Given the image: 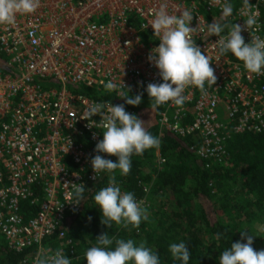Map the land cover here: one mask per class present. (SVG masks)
I'll use <instances>...</instances> for the list:
<instances>
[{
	"label": "built area",
	"instance_id": "2783aa9c",
	"mask_svg": "<svg viewBox=\"0 0 264 264\" xmlns=\"http://www.w3.org/2000/svg\"><path fill=\"white\" fill-rule=\"evenodd\" d=\"M224 2L40 0L34 13L18 14L14 25H0V235L14 250L36 247L19 264H35L38 256L57 250L70 260L79 256L77 240L63 225L80 210V203H70L71 184L96 180L101 173L93 172L92 158L108 157L95 151L103 138L100 117H81L89 104L110 101L74 93L71 87L125 99L119 93L127 95L129 86V96L143 97L149 83L158 84V69L148 56L160 38L151 25L144 27L154 10L191 11L189 26L197 28L193 39L212 57L217 76L213 87L205 85L206 94L186 88L182 107L171 102L159 106L153 119L158 135L184 139L203 167L212 170L227 165L233 136L264 131V76L246 72L242 62L227 54L216 61L213 43L218 37L207 33V17L221 13ZM249 2L258 16L257 24L241 33L245 43L264 39V0ZM243 8L244 0L227 23L243 25ZM42 80L50 86L41 85ZM108 82L116 85L115 91L105 89ZM163 162L158 156L156 168Z\"/></svg>",
	"mask_w": 264,
	"mask_h": 264
},
{
	"label": "clouds",
	"instance_id": "9594fccd",
	"mask_svg": "<svg viewBox=\"0 0 264 264\" xmlns=\"http://www.w3.org/2000/svg\"><path fill=\"white\" fill-rule=\"evenodd\" d=\"M220 3V0H215ZM40 5V0H0V25H14L16 16L34 13ZM249 0H244L242 14L247 16L243 25L229 24L228 18L233 13V5L227 0L222 4L220 20H213L207 25L208 36H216L218 40L213 43V50L217 51L216 61L227 53H231L238 61L242 62L246 72L257 76H264V39L259 37L245 43L242 31L252 29L257 24L258 11H253ZM153 19L149 24L153 35L160 38L159 44L148 56L150 62L158 69L162 83H149L146 91L151 101V110L171 102L177 108L182 107L186 97L185 89L197 88L206 94V87L211 88L217 82L215 70L211 67L212 57L202 53L195 43L193 34L197 28L190 27L193 15L185 9L179 15L169 14L166 8L160 7L153 11ZM227 29V34H222ZM103 83V82H102ZM122 85V82H121ZM108 91H115L116 85L108 82L104 85ZM124 88V86L122 85ZM125 89V88H124ZM119 93L120 98H125V103L138 106L142 94L134 97ZM99 116L100 127L103 129L102 139L95 145V151L108 156L117 157L116 162L96 155L91 160L93 172L110 173L108 186L101 188L94 195V201L101 213V223L107 228L113 224L125 229L138 228L142 220L148 219L147 210L137 202L132 192H122L115 178L119 170L121 175H128L131 171L133 155H143L145 150L159 148L160 140L152 135L135 114L125 110L124 104L113 105L110 102H93L89 104L81 117L83 120L93 121V116ZM90 127V126H89ZM259 131V129H257ZM69 147V146H68ZM68 151V148L66 152ZM73 193L70 194V203L79 204L84 200L85 186L71 184ZM91 219V217H89ZM217 238L220 233H217ZM245 243L239 241L232 243L219 256V264H264V250L256 251L252 247L253 235L246 231L241 232ZM97 246L86 250V264H160L159 256L145 242L137 246L132 239L111 238L108 233H103L97 238ZM115 243V248L111 246ZM171 257L182 264H188L190 251L184 242L172 243L169 246ZM35 264H71L62 250H57L51 255H41Z\"/></svg>",
	"mask_w": 264,
	"mask_h": 264
},
{
	"label": "trees",
	"instance_id": "16d2710c",
	"mask_svg": "<svg viewBox=\"0 0 264 264\" xmlns=\"http://www.w3.org/2000/svg\"><path fill=\"white\" fill-rule=\"evenodd\" d=\"M241 1L228 2L234 9ZM220 17L221 13L211 14L207 17V22L211 24L216 20L223 23ZM227 56L233 61H238L231 53H227ZM40 84L50 86L45 80L40 81ZM71 90L87 97L126 104L125 99H115L87 88L71 87ZM128 106L146 126L148 125L147 130L159 138L160 146L145 150L143 155H133L128 175H121L117 170L115 178L118 186L122 192L134 193L137 200L145 194L143 184L153 179L154 190H160L171 197L164 222L168 229L179 227L184 231L181 242L188 246L191 254L188 264H219V256L223 250L230 248L231 244L237 241L246 242V239H242V231L238 229L237 224L232 219L223 220L221 214L244 211L246 207H252V213L264 211V131L256 134L243 132L233 136L227 144V165L209 170L205 169L202 160L189 150L184 139L168 133L158 135V127L153 121L158 108L151 110L148 94L141 97L138 106ZM155 152L164 158L162 166H154L151 173L142 172V165ZM107 159L116 162L117 157L108 156ZM111 176L110 173H101L96 180L87 182L84 185L85 198L80 202V210L63 224L77 240L79 256L71 259V264H86V250L97 246L96 238L103 233H108L113 240L132 239L137 246L144 241L147 247L158 254L160 264H182L171 257L168 240L164 234L146 227L144 220L138 228L129 226L128 229L115 224L109 229L101 223L102 217L95 204L94 195L101 188L108 186ZM240 191L242 194L239 199L236 194ZM217 233L221 234L219 238ZM260 240L257 236L253 237L252 247L256 251H259L256 245ZM109 247L114 249L115 243ZM35 248L30 245L21 250H14L0 235V264H19L23 258L32 256Z\"/></svg>",
	"mask_w": 264,
	"mask_h": 264
},
{
	"label": "rangeland",
	"instance_id": "374dc122",
	"mask_svg": "<svg viewBox=\"0 0 264 264\" xmlns=\"http://www.w3.org/2000/svg\"><path fill=\"white\" fill-rule=\"evenodd\" d=\"M162 79L159 76L158 84ZM159 155L155 152L146 163L142 165V172L151 173L152 168L157 167V157ZM146 190L142 197L141 206L147 210L148 219L145 221V226L153 229L156 233L164 234L168 240V244L180 243L184 236V231L179 227L166 228L164 219L166 217V210L170 207L171 197L160 190H154L155 186L153 179L145 182ZM233 194V193H230ZM242 192L236 194L240 199ZM253 208L246 207L244 211L240 212H224L221 214L223 220L234 221L240 231H246L248 234L257 236L261 240L257 242V249L264 250V211L252 213ZM144 242V241H143ZM205 244H207L205 242Z\"/></svg>",
	"mask_w": 264,
	"mask_h": 264
}]
</instances>
